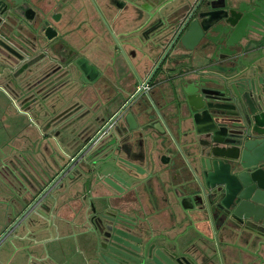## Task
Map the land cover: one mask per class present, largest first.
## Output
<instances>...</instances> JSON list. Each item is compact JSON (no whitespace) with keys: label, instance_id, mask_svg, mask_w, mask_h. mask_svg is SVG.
<instances>
[{"label":"flooded vegetation","instance_id":"1","mask_svg":"<svg viewBox=\"0 0 264 264\" xmlns=\"http://www.w3.org/2000/svg\"><path fill=\"white\" fill-rule=\"evenodd\" d=\"M254 7L261 15L255 22L246 17L249 24L239 35L240 38L246 34L240 43L215 42L219 34L213 31L214 27L236 22L251 14ZM191 25L196 30L189 33ZM249 29L264 33V0H0V59L6 60L16 82L21 81L20 87L14 88L9 82L0 83V90L8 92L11 88L17 104H24L25 108L50 101L52 113L44 116L56 129V135L68 133L63 139L71 140L67 145L73 150L70 154L61 138L54 136L70 159L64 163L62 156L53 158L56 166L51 168L56 171H39L38 179L22 159L26 157L23 154L7 171L0 169V264H10L2 253L4 249L11 247L18 254L25 251L19 244L24 239L31 244L36 241L28 227L37 224V211H49V201L56 211L51 216L53 221L64 218L61 209L71 205L72 201H60L65 194L76 196L73 201L79 205L74 207L75 214L87 213L93 217L94 210L100 212L91 203L93 193L89 188L105 179L96 171L91 158L98 148L108 144L110 135L131 136V142L122 148L138 151L141 160L148 158L147 167H155L156 160L153 153L146 157L145 151L164 150L167 142L177 139L172 129L147 127L154 119L171 120L180 126L190 120L198 135L195 156L207 149L212 139L209 132L200 129L211 125L204 121L206 114L198 118L199 123L191 117L192 109L199 107L190 104V97L186 95L188 85L199 92L194 96L198 105L211 106L208 107L211 117H222L216 120L219 127L213 138L224 141L245 129L241 116L231 118L228 114L230 109L225 106L233 103L251 122L250 139L264 131V126L254 125L249 108L242 109L244 106L241 107L238 99L241 86L235 80L228 84L233 100L220 96L222 86L208 82L216 78L214 72L229 78L232 74L225 69L235 61L251 64L255 61H252L253 54L258 58L264 56V36ZM202 62L208 70L198 66ZM27 71L37 73L33 82L37 86L25 88L23 74ZM59 97L65 102L59 103ZM53 107L57 109L53 111ZM42 112L45 113L44 109ZM131 116H136L138 126L123 131L122 122ZM259 119L264 124V116ZM89 121H96L98 125L86 137ZM261 145L264 146V141ZM51 151L56 157L59 150L51 146ZM181 151L186 158L185 151ZM262 153L260 157L252 155L246 160L259 162L258 167L240 165L244 176L260 169L259 174L264 178ZM229 154L237 156L239 150L233 146ZM121 158L120 155L118 160ZM79 161H83L82 166L78 165ZM168 167L172 169L166 164L165 168ZM184 167L185 175L180 181L184 179L181 186L187 192L186 198L177 200L176 196L177 202L167 203L171 214L163 229H155L141 216V204L122 208L112 200L110 207L106 203L103 207L108 213L104 234L113 237L119 232L135 244L152 240L156 245L153 254H161L170 264H264V217H243L225 207L237 200L236 192L240 188L237 177L230 176L231 193L225 195V186L208 190L203 185L199 163L193 166L188 160ZM170 180L171 193H174L172 174ZM79 184L81 189L77 188ZM250 188L251 192L258 190ZM251 192L246 190L247 194ZM100 243L102 250L106 246L104 235H100ZM161 246L162 250H158ZM91 256L89 253L88 257ZM109 261L117 264L121 260ZM29 264H37V257Z\"/></svg>","mask_w":264,"mask_h":264},{"label":"crops","instance_id":"2","mask_svg":"<svg viewBox=\"0 0 264 264\" xmlns=\"http://www.w3.org/2000/svg\"><path fill=\"white\" fill-rule=\"evenodd\" d=\"M246 28L247 27H245V29ZM256 55V53L252 55L254 57L252 61L259 57ZM199 65L204 71L208 70L206 68V63L202 62L198 64V66ZM212 69L213 67L210 70ZM187 87L189 88L186 89V95L190 97V104H198L199 101L197 102L194 96L196 98L199 92L197 89H192L189 85ZM152 98L155 99L154 97ZM154 102L151 101V104L155 105ZM137 122L136 116H131L128 120L122 122L123 131L126 130L125 128H130L129 130L136 128L138 126ZM156 122L158 121L155 119L150 121L147 127L155 129H164L166 127L167 129H172L174 134L177 135V139H173L170 143L167 142L168 146L165 144L164 150L152 152V149L149 148L148 153L145 151L146 157L149 153H153L154 159L156 160L155 167H147L148 158L145 160L139 159L137 156L138 151L134 153L131 151L132 149L127 151L122 148L124 144L131 142V136H125L123 138L120 134L110 135L108 144L111 145L106 150L102 148L108 144L98 148L94 153L93 159L91 158V162H95L93 165L96 167V171L98 170L100 174L103 175L104 179L111 185L108 183L100 184L99 182H94L89 188V191L93 193L91 203L95 204L98 211H101L104 207V203H106L105 200L101 199V196L104 193H110L111 190H113L114 194L118 197L113 199L118 204H120V200H123L125 205H127V202H129V205L132 204V206L141 204L143 209V212H140L141 216L147 221H150L155 229L161 230L164 228V223L171 214V209L169 210L167 208V203L171 200L177 202V200H180L183 196L186 198L187 192L185 188L181 186L184 184V179L180 181V178H183L185 175L184 165L188 160L193 166H198L197 157L195 155L199 146L197 144L198 135L194 133L195 128L190 120L183 122L182 126L173 124L171 120ZM129 132L130 131H128V133ZM91 134L92 130H86V137ZM261 137L262 136H257L254 137V139L256 140ZM124 139H128L129 141L126 142ZM259 145L260 143L257 144V146ZM113 146L116 148L115 155H112V150H110ZM158 147H162L163 149V146ZM181 149L185 151L187 155L186 158L183 156ZM251 151L252 150H249L250 153H252ZM44 152L50 154L51 146L49 148L46 147L43 150V153ZM107 153L109 157L104 159ZM120 155L123 156V158H121L122 160H118ZM166 164L171 165L172 169L169 167L166 169ZM156 170H160V172L157 173ZM128 172L130 174H128ZM171 174L174 177L175 186L182 187L181 190L179 187L174 186L173 189L175 194L173 192L171 193L170 189L173 186L170 180ZM254 184L255 182H253V185ZM113 185L117 189H114L112 187ZM78 186L77 188L81 189V185L79 184ZM255 187L256 189H260L259 186ZM243 189L244 186L242 185L236 192L237 200L239 195L243 193ZM118 190L121 192L119 193ZM254 195L255 194L251 192L248 197L242 200H245L254 207H259V214L264 217V197L260 199V201L258 199L253 200ZM74 197L76 196L73 193L72 195L65 194L60 198V201H72L70 206H65L60 211V214L62 213L63 215H61L64 218L53 221L54 218H51V216L55 214L56 211L53 210L52 201L48 202L50 206L49 211H44L42 209V212L40 209L43 217L37 215V224L35 222L28 227V231L33 233L36 241L31 244L28 243V239L22 238V240H24L19 244H21L23 249L25 248V251L18 252V254L15 252L13 253L11 247L2 251L4 256L10 261V264H29L32 258L34 259L35 257H37V264H97L92 258L88 257L90 251L93 250V246L86 241L85 229L82 227L85 214L82 216L81 214H75L76 209L74 207L79 204L77 201H73ZM188 198L191 197L188 196ZM237 200H235L233 204H230V211L233 212L235 209L234 204ZM241 215L243 217H252L254 214L243 210ZM42 259L45 260L41 261Z\"/></svg>","mask_w":264,"mask_h":264},{"label":"water","instance_id":"3","mask_svg":"<svg viewBox=\"0 0 264 264\" xmlns=\"http://www.w3.org/2000/svg\"><path fill=\"white\" fill-rule=\"evenodd\" d=\"M252 11L253 12L251 14L246 16L244 15L243 18L237 20L236 22H230L228 25H217L216 27H214L213 31H216L219 34L218 39H216L215 42L219 44L220 41L222 42L226 40V42L230 45L240 43V40L245 37L246 34H243L240 38L239 35L242 34L243 27L249 24L248 20L253 19L254 22L258 21V16L261 15L259 11H257L256 7H254ZM246 17L248 19L247 21ZM193 30L196 29H194L191 25L189 28V33H192ZM248 31L257 33L261 37L264 36L263 32H258L255 29H249ZM263 68L264 56H260V58L253 61L251 64H248L244 60L235 61L232 66L227 67L225 69L232 74L229 78L225 77V75L220 72H214L216 78L208 80V82H213L217 85L222 86L223 91H220V96L229 97L228 99L230 100H233V98L235 97L230 93V87H228V84L231 83V80H235V82H237V85L241 86V94L238 96L239 101L242 103L241 107L243 105L244 107H242V109L244 110L245 108H249L254 119V125L256 126H264V124L260 122L261 119H259L264 116V75L261 74ZM201 97L203 98V96ZM193 105L194 107H196V105L197 107H199L197 108V110L195 108L192 109L191 117L193 118V120L199 123L200 119L198 120V118H200L201 115L206 114L207 118H205L204 121L209 122L211 125L200 129L201 131L209 132L208 136L212 139L211 143L208 142L207 149H204L202 150V152L197 154L196 160L198 161L203 172V180L201 182L203 183V185H205L208 190L212 189V187H215L217 185L225 186L224 190L226 195L227 193H231L230 176L232 175L233 178L237 177L238 181L240 182V187L243 185L244 189L243 193L239 195L237 202L234 204L235 209L233 210V213L241 215V212L243 210H246L256 216L261 215L259 214V207H254L250 203H247L245 200L242 199L248 197L249 193L251 192L250 187L255 189V186H259L260 189L253 192L255 194L253 200L258 199L260 201V199L264 197V192H262L264 191V178L261 177L259 174L260 169L256 170L255 172H250V176L248 177L244 176L243 173L240 172V165L246 166L247 168L259 166V162L247 163L246 160L247 157H250L252 155H254L255 157H260L261 154H263L262 152L264 151V146L261 144L264 141V131L257 132L258 136H262L261 138H257L256 140L254 138L250 139L249 135L253 132V130H249L248 125H250L251 122L248 120V117L245 115V113H243L244 111L238 110L236 103H233L225 106L226 108L230 109L228 114L231 116V118H233L234 116H241V125L244 126L245 129L239 132V136H237V134L239 133L235 132V137L231 139L227 138L224 141L217 139L216 137L213 138L214 135L216 136L217 129L219 127L216 120H219L222 117H211L208 110V107L211 106H206L205 104ZM243 120H245L246 123H244ZM226 135L227 133L224 134V136ZM259 143L260 145L257 146V144ZM110 145L111 144H108L102 149L106 150ZM231 145H233L236 149L239 150V154L237 156L229 154V152L233 149V146ZM110 150H112V155L116 154V148L114 146ZM249 150H252V153H250ZM108 157L109 155L107 153L104 159ZM261 168L264 170V163L262 164ZM231 171L234 172L235 175L231 174ZM253 182H255L254 185ZM101 183L103 184L108 182L104 180ZM112 187L114 189H117L114 185ZM246 190L249 191L248 194L246 193ZM46 191L47 190H45L41 195H39L37 197V200H39L46 193ZM118 191L119 193L121 192L120 190ZM114 198L118 197L114 194L113 190H111L110 193H104L101 196V199L106 201L108 207L112 205V200ZM36 201H34L29 206V208H31ZM119 203L122 208H127L129 205V202H127V205H125L123 200H120ZM225 207L230 208L231 205L226 204ZM121 214L123 215L122 212ZM37 215L43 217L41 211H37ZM107 215L108 213L106 209H102L99 213L94 210L93 217H89L87 213H85V221L83 222L82 227L85 228L88 226L85 235L86 241L93 246V250L90 251V254L93 256H91V258L94 262H96L97 264H112L109 260L115 261L117 259L121 260L117 264H121V262H131L132 264H160L157 261V259H159L160 262H163L164 264H170L167 259L161 256V254H153L152 249L156 245L155 243H152V240H149L148 242H144L143 240L135 244L130 240V238H128L127 236H123L119 232H115L116 235H113V237H111V235H108L107 233L104 234V228L106 227L105 219H107ZM100 235H104V240L106 243V246L103 247L102 250V244L100 243ZM162 248L163 247L161 246L160 248H158V250H162ZM44 260L45 259H42L41 261Z\"/></svg>","mask_w":264,"mask_h":264},{"label":"rangeland","instance_id":"4","mask_svg":"<svg viewBox=\"0 0 264 264\" xmlns=\"http://www.w3.org/2000/svg\"><path fill=\"white\" fill-rule=\"evenodd\" d=\"M10 69V67H7L6 60L0 59V83L9 82L7 84H10L12 88L20 87L18 82L21 81L16 82L17 80ZM36 74L37 73L32 74L30 72L23 74L25 88L27 86H37V83L33 84ZM11 93V88H9L8 92L0 90V169L4 168L3 172L7 171L13 166L14 161H17V157L23 154L26 155V157L22 159L27 165L31 166L30 168L34 171L38 179L40 178L38 177L39 171L55 170V168H51L52 165L56 166L53 158L56 160L58 159L57 156H62L64 158V163L70 159L65 156L62 145L58 144L54 136L61 138L60 142L63 144V147L65 144L66 147L64 148L65 150L67 149L70 154L73 153V150L67 144H69L71 140L63 139L69 136L67 132L56 135V129L53 128L50 122L47 121V118H45L44 115L49 114L50 116L52 113L50 110V101L47 103L42 102L41 106L37 105L36 107L33 106V108H25L24 104H17L12 95L13 93ZM59 101V103L65 102L61 97H59ZM53 108V111L57 109L55 107ZM43 109L45 113L42 112ZM89 122L87 130L91 131L93 126L96 128V125H98L96 121ZM91 122H94V124ZM81 127L84 128V126ZM50 146L59 150L56 152V157L52 151L51 154L47 155L43 153V150ZM78 165L82 166L83 161H79ZM53 175H55V173H53ZM42 179H40L41 182L44 181V179ZM1 208L2 206L0 205V209Z\"/></svg>","mask_w":264,"mask_h":264}]
</instances>
